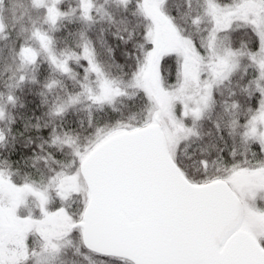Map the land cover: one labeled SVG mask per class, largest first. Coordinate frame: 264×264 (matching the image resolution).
<instances>
[{"label":"snow or ice","instance_id":"1","mask_svg":"<svg viewBox=\"0 0 264 264\" xmlns=\"http://www.w3.org/2000/svg\"><path fill=\"white\" fill-rule=\"evenodd\" d=\"M0 264H264V0H0Z\"/></svg>","mask_w":264,"mask_h":264}]
</instances>
